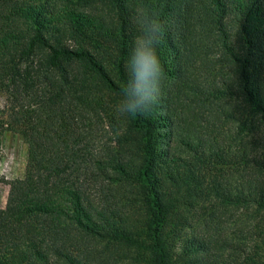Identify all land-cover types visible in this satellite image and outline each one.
Masks as SVG:
<instances>
[{
	"label": "trees",
	"instance_id": "16d2710c",
	"mask_svg": "<svg viewBox=\"0 0 264 264\" xmlns=\"http://www.w3.org/2000/svg\"><path fill=\"white\" fill-rule=\"evenodd\" d=\"M156 25L162 96L121 115ZM0 87V264H264V0H0Z\"/></svg>",
	"mask_w": 264,
	"mask_h": 264
},
{
	"label": "clouds",
	"instance_id": "9594fccd",
	"mask_svg": "<svg viewBox=\"0 0 264 264\" xmlns=\"http://www.w3.org/2000/svg\"><path fill=\"white\" fill-rule=\"evenodd\" d=\"M158 31V25L150 26L141 39H133L125 66L127 80L121 87L125 96L117 108L121 115L147 116L160 98L164 70L156 51Z\"/></svg>",
	"mask_w": 264,
	"mask_h": 264
},
{
	"label": "rangeland",
	"instance_id": "374dc122",
	"mask_svg": "<svg viewBox=\"0 0 264 264\" xmlns=\"http://www.w3.org/2000/svg\"><path fill=\"white\" fill-rule=\"evenodd\" d=\"M162 96V89L161 95ZM7 105V93L0 87V110ZM1 115V114H0ZM27 145L21 136L9 129L0 132V207L7 201L9 182L24 176ZM187 230V229H186Z\"/></svg>",
	"mask_w": 264,
	"mask_h": 264
}]
</instances>
